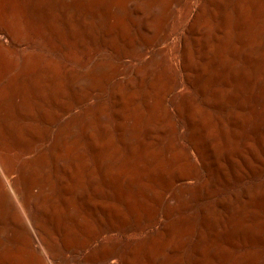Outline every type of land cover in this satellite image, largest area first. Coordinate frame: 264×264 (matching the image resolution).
I'll return each instance as SVG.
<instances>
[{
    "label": "bare ground",
    "instance_id": "6f19581e",
    "mask_svg": "<svg viewBox=\"0 0 264 264\" xmlns=\"http://www.w3.org/2000/svg\"><path fill=\"white\" fill-rule=\"evenodd\" d=\"M24 2L62 55L0 25V264H264V0Z\"/></svg>",
    "mask_w": 264,
    "mask_h": 264
},
{
    "label": "rangeland",
    "instance_id": "374dc122",
    "mask_svg": "<svg viewBox=\"0 0 264 264\" xmlns=\"http://www.w3.org/2000/svg\"><path fill=\"white\" fill-rule=\"evenodd\" d=\"M8 1H7L6 6L2 5L4 3H1V5H0V9H1L0 10V25L9 32V34L12 37V39L14 40V42L19 43L21 45L22 44L23 45H32V47H33L32 50H31V48L28 49L32 54L38 53V55H40L41 53H44V54L50 55L56 59H60L62 54H60L61 51L59 50L58 43L53 41L49 37V33L47 34V31L44 29V27L40 23L34 21V19H32L31 16L27 13L24 0H22V1L21 0H16V1L15 0H8ZM18 1H20V2H18ZM108 2H109V0H108ZM14 3H15V5H14ZM107 6L109 7L110 5H107ZM9 7L12 9H10ZM3 9L5 11H3ZM118 10L119 9L116 10V14L121 15L122 12H120V10L119 11ZM158 11H160V10L156 11V15H158V13H159ZM180 11L181 10H179L176 13L173 23L177 21L178 14L180 13ZM7 12H8V14H7ZM99 15L104 16L103 14H100V13H99ZM82 18H84V17H81V19ZM86 19H88V18H86ZM83 30H85L84 27H83ZM87 30H88V28H87ZM89 33L92 36V37L90 36L91 39H90V37H84L83 47L81 49H78V50L74 49L75 51H74L73 55H71L72 59H76L78 61L85 62L86 60H90L96 54H104L105 53L106 55H110V51L102 44L103 41H101V40H103L104 38L102 37V35H100L101 34L100 30L96 29L94 27L92 29V31L90 30ZM17 36H19V37H17ZM90 40H92V41H90ZM54 43H56L57 45ZM5 57L11 58L10 54H8V53H6ZM33 68L37 69V66H34ZM176 71L178 73V69H176ZM91 77L88 78L84 84V87H85L84 90H86L87 94L90 96L89 102L93 100L94 95L98 92L96 90V86H95L96 83L94 84L95 79L92 77L94 80L91 81V79H92ZM102 85H103L102 86L103 93L107 94L108 84L105 81V79L102 80ZM180 142H181V145L183 144V146H185V140H184L183 136H181ZM193 157H194V155H193ZM194 160L196 161L195 157H194Z\"/></svg>",
    "mask_w": 264,
    "mask_h": 264
}]
</instances>
